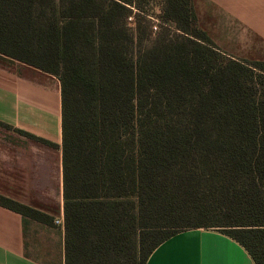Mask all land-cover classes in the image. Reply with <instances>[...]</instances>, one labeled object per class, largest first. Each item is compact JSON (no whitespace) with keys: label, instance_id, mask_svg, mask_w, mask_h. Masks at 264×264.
<instances>
[{"label":"trees","instance_id":"trees-1","mask_svg":"<svg viewBox=\"0 0 264 264\" xmlns=\"http://www.w3.org/2000/svg\"><path fill=\"white\" fill-rule=\"evenodd\" d=\"M145 1L0 0V52L61 82L64 264H145L197 227L264 264V59L222 50L194 0L158 23Z\"/></svg>","mask_w":264,"mask_h":264},{"label":"crops","instance_id":"crops-1","mask_svg":"<svg viewBox=\"0 0 264 264\" xmlns=\"http://www.w3.org/2000/svg\"><path fill=\"white\" fill-rule=\"evenodd\" d=\"M199 24L226 53L264 59V0H194ZM59 78L0 52V193L63 218ZM54 222V221H53ZM64 228L0 205V264H64ZM145 264H256L212 227L177 232Z\"/></svg>","mask_w":264,"mask_h":264},{"label":"rangeland","instance_id":"rangeland-1","mask_svg":"<svg viewBox=\"0 0 264 264\" xmlns=\"http://www.w3.org/2000/svg\"><path fill=\"white\" fill-rule=\"evenodd\" d=\"M145 5L151 9L150 15L153 18V22L158 23L157 14L160 12L162 0H147V1H145ZM53 224L56 227H61V225L57 224L55 222V220H54Z\"/></svg>","mask_w":264,"mask_h":264},{"label":"built area","instance_id":"built-area-1","mask_svg":"<svg viewBox=\"0 0 264 264\" xmlns=\"http://www.w3.org/2000/svg\"><path fill=\"white\" fill-rule=\"evenodd\" d=\"M155 27V29H156V26H154ZM55 222L57 223V224H59V225H63V218L62 217H57L56 219H55Z\"/></svg>","mask_w":264,"mask_h":264}]
</instances>
